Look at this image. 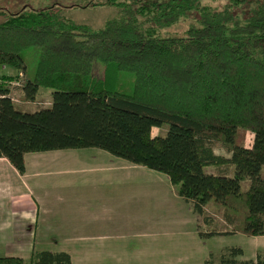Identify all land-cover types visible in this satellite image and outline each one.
I'll return each mask as SVG.
<instances>
[{
  "label": "trees",
  "instance_id": "obj_1",
  "mask_svg": "<svg viewBox=\"0 0 264 264\" xmlns=\"http://www.w3.org/2000/svg\"><path fill=\"white\" fill-rule=\"evenodd\" d=\"M244 1L217 10L201 0H104L117 13L98 28L55 9L8 15L0 22V64L19 73L0 75V157L24 173L28 152L98 148L164 174L205 221L207 202L223 208L230 228L206 234L264 235V0L246 17L238 8L229 17ZM192 10L198 15L183 34L162 31ZM33 45L40 47L37 68L19 99L53 90L49 106L24 111L10 82L25 72ZM95 58L103 77L91 72ZM121 70L133 73L131 93L117 88ZM164 123V134L151 133ZM243 130L251 132L249 145ZM217 143L230 155L216 153ZM206 165L219 170L205 172ZM242 255L231 245L190 264H264V250ZM0 264L76 263L66 250L32 248L27 258L0 255Z\"/></svg>",
  "mask_w": 264,
  "mask_h": 264
},
{
  "label": "rangeland",
  "instance_id": "obj_2",
  "mask_svg": "<svg viewBox=\"0 0 264 264\" xmlns=\"http://www.w3.org/2000/svg\"><path fill=\"white\" fill-rule=\"evenodd\" d=\"M103 1L104 0H0V22L4 21L8 15L19 12L22 9H55L60 11L61 14L72 18L76 22L88 24L92 28H98L104 24L107 18L117 13L116 6L101 4ZM137 1H146L149 3L153 0ZM154 1L160 3L165 0ZM201 2L211 6L213 9L219 10L223 8L225 3H231L232 0H201ZM255 5V0H247L230 8L226 12L231 14L229 17L232 16V18H235L238 9H241L243 16L246 17L249 15L251 8ZM197 15L198 13L192 10L184 17L178 19L177 22L162 28V31L181 35L189 24L195 22L194 18ZM39 54V46L33 45L27 48L24 53L27 64L24 72L25 74L20 73L19 77L10 82L11 96L16 103V107L20 110L34 111L40 107L49 106L51 103V91L53 89L49 87H41L35 100L22 101L19 99V96L23 93L22 85L26 77L32 78L35 74ZM10 71L14 74L19 73L18 70L11 65L0 64V75L7 74ZM91 72L98 77H103V62L95 58L92 62ZM133 80L134 76L131 71L121 70L118 73V90L125 93H131L133 89ZM167 128L168 123H164L160 126H153L151 133L153 135L164 134ZM243 132V143L244 145H249L252 138L251 132L248 130H243ZM213 149L218 154L224 156L230 155V152H228L220 143L213 144ZM91 151L102 152L105 156H108L109 159L127 161L94 147L64 148L29 152L27 154L28 171L24 175V180L16 181V178H13L15 180H12L14 184L11 182L8 189L10 187L13 188L14 186H19V195L29 192L31 189L29 190L27 186L32 187L31 184L34 185L33 181L36 179L38 182L35 186L36 191L43 188L46 191L55 193L83 194L91 189L90 186L94 185L95 187V185H97L96 183H99L98 181L102 178L108 179L109 177H113L112 174L115 172L113 168H97L95 164L90 162V160H95V158H89L85 155L82 157L79 156V154ZM50 154L55 155L49 156ZM36 157H42L43 162L36 165L32 160ZM132 164L134 166L143 167L141 164ZM97 166L99 165L97 164ZM203 169L205 172L211 173H216L219 170L215 165H206ZM228 171L229 173H232L233 166L230 165ZM156 173L162 174L159 172ZM30 178H32L31 184L28 181ZM137 182L130 181V183L124 185L126 189L132 191L140 190V193L132 194L134 197L132 200L133 202L129 209H125V213H127L130 218L132 217L133 219L134 217L136 220H133L132 224H116L112 229L109 227V224H105L101 230L102 234H106V236L109 237L110 242L115 245L118 244L120 247L96 250L99 253L98 256H105L104 258L90 257L91 254H83L84 251L77 256L75 250H71L74 261H81L79 263L87 262L90 264H170V262H173L172 264H190L201 263L205 258L209 257L210 254H212L214 258H217L219 253L226 246L231 245H239L242 247L243 255L240 258H254L257 252L264 250V235L246 236L239 232L216 234L212 235V237L202 238V246L200 248L195 247L193 250L190 248V245L194 246L191 241L189 242V245L185 240L177 239L174 241L177 237L183 236L182 233L179 234V232H175L179 227L178 222H175L174 220L172 221V218L177 212H179L178 214L183 213V203H179V200L177 201L171 197L172 194H177L178 184L170 183L171 187H168V192L171 196L167 195V193L158 186L159 193H157V196L154 198L155 202L153 201L150 208L147 209L146 202L149 200L152 201V198L147 197V195H151L155 190L154 188L151 190L144 180H138ZM248 182V180H242V187L247 186ZM106 185H108V183H106ZM120 186L121 184H117L116 189H119ZM163 186L165 188V185ZM105 187L107 188L106 193L112 188ZM32 190H34V188H32ZM126 196L128 197V195ZM10 198V195H8L7 198L5 197L2 200L1 205H3V209L9 206L11 209L12 207L16 209ZM153 204H155V206ZM205 206V213L209 216V220L205 221L203 220L202 214H197L198 212L194 213L192 216L194 219H191L193 220V223L190 227V230L192 229V234L197 235V232L212 229L224 231L230 228V224L226 221V218L223 215V208H217L212 202H207ZM186 209H188V211L190 210L189 207H186ZM121 211L122 210L119 209V214ZM23 222L25 223L26 221L23 220ZM7 225H9V231H6ZM26 228L27 227H22L18 231L16 224L12 227L11 220H8V223L0 228V255L15 254L22 255L26 258L29 257L32 248L35 247H32L27 243ZM13 229H15V231ZM167 229L169 232H165ZM172 230H174V232L171 233ZM7 234H13L12 238L7 239ZM22 238L25 240L24 244L19 243V240ZM12 239H15L16 242ZM175 245L177 246V249H174ZM37 249L42 248L37 247ZM88 251L90 252V250ZM111 254H113V257H111Z\"/></svg>",
  "mask_w": 264,
  "mask_h": 264
},
{
  "label": "crops",
  "instance_id": "obj_3",
  "mask_svg": "<svg viewBox=\"0 0 264 264\" xmlns=\"http://www.w3.org/2000/svg\"><path fill=\"white\" fill-rule=\"evenodd\" d=\"M7 74L14 73L10 71ZM54 155L55 154H50L49 156ZM83 155L89 158H95V160H90V162L95 164L97 168H113V170H115L112 174L113 177H109L108 179L102 178L98 181L99 183H96L97 185H95V187L94 185L90 186L91 189L83 194L55 193L46 191L43 188L36 191L35 186L38 182L34 179L33 185L31 184L32 178H30L28 181L32 187L27 186V188L31 190L19 195V186L10 187L9 189L8 186L13 182V178H16V181L24 180V175L28 171V165L26 171L21 173L12 165L7 157H0V228L7 224L8 220L12 221V227L16 224L18 231L22 227H27L28 237L26 236V238L30 246L50 250H66L70 253L73 261L71 250H75L77 256L84 251L83 254H91L90 257L104 258L105 256H98L99 253L96 250L120 247L118 244L115 245L110 242L106 234L101 233L105 224H109V227L112 229L116 224H132L133 220H136L134 217L133 219L132 217L130 218L129 215L125 213V209H129L133 202L132 200L134 197L132 194L140 193V190L132 191L126 189L124 187L125 184L130 183V181L137 182L138 180H144L151 190L154 188V193H151L149 196L147 195V197L152 198V201L149 200L146 202L147 209L150 208L153 201L155 202L154 198L157 196V193H159L158 186H160L167 195L171 196L168 192V187H171V182L166 176L156 173L157 171L155 172L149 170V168H143L145 166H134L132 162L129 161L109 159L108 156H105V154L99 151L79 154L81 157ZM32 160L36 165L43 162L42 157H36ZM97 164L99 166H97ZM106 183H108V185H106ZM12 184H14V182ZM117 184H121L119 189H116ZM163 185H165V188ZM105 186L112 188L106 193L107 188ZM32 188H34V190H32ZM6 195H10V199L16 209L12 206L11 209L9 204V207L3 209L1 202L5 197L7 198ZM126 195H128V197ZM171 197L177 201L179 200V203H183V213L178 214L179 212H177L172 218V221L178 222L179 226L175 232H179V234L182 233L183 236L177 237L174 241L177 239L185 240L188 245L191 241V243L194 244V246L190 245L191 250L195 247L200 248L202 246V238L212 236L206 234V231L197 232V235L192 234V229L190 230V227L192 226L193 220L191 219H194L192 216L194 213H197L192 210V203L179 196L178 192L177 194H172ZM153 205L155 206V204ZM186 207H189L190 210L188 211ZM119 209L122 210L120 214ZM204 210H206L205 205ZM23 220L26 222L24 223ZM13 230L15 231V229ZM6 231H9V225H7ZM165 232H169V230L167 229ZM172 232H174V230H172L171 233ZM6 236L7 239H11L13 234H7ZM12 240L16 242L15 239ZM19 243L24 244L25 240L22 238L19 240ZM175 248L177 249L176 245L174 246V249ZM88 250H90V252ZM111 257H113V254H111ZM79 262L81 261H74L76 264L87 263ZM172 263L173 262H170V264Z\"/></svg>",
  "mask_w": 264,
  "mask_h": 264
}]
</instances>
